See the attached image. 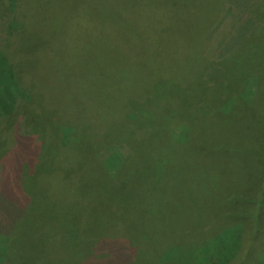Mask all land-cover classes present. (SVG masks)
Wrapping results in <instances>:
<instances>
[{
    "label": "rangeland",
    "instance_id": "rangeland-1",
    "mask_svg": "<svg viewBox=\"0 0 264 264\" xmlns=\"http://www.w3.org/2000/svg\"><path fill=\"white\" fill-rule=\"evenodd\" d=\"M16 1L0 0V9L4 14L7 10L3 17L0 15V19H14L15 9L18 11ZM112 1L53 0L51 7L47 6L41 14L37 11L34 20L25 23L28 28L26 32L37 40L50 43L58 40L67 43L69 50L71 44H74L72 49L75 52L72 58L65 57V47L60 53L63 55L62 69L65 70L64 65L69 63L75 70L68 79L71 86L61 78L64 71H61L60 76L57 68L48 71L44 81L37 82L41 97L39 103L29 106V114L31 116L34 112L42 130L49 131L53 120L61 121V124L65 119L69 121L65 123L72 127L77 125L80 132L84 128L79 123L98 119L84 111L79 112L86 109L87 105L78 108L80 104L74 102L77 94L82 99L89 96L88 103L105 101L108 110L100 112L107 115L109 111L114 112L112 110L115 106H121L129 94V101L125 104L129 112L126 111L124 118L131 111L140 115L142 119L139 120L145 123L150 140L141 139L142 133L139 132L131 136L129 142L132 145H128L125 150L130 158L123 162L122 167L127 170L136 167L138 173L140 170L139 175L142 174L140 181L147 178L142 200L154 206L156 204L161 211L153 218L158 223L157 227L151 225L149 237L138 212L131 210L133 201H122L120 197L119 206L114 204V209L120 207L123 210L121 216L122 213L115 214L106 205L109 204L104 202L107 196L102 200L104 204L84 198L91 194L89 189H85L86 180L90 187L96 184L101 189L112 188V183L103 178L106 170L105 165L101 164L84 168L81 175L78 173L83 184V188L78 191L83 192L84 197L81 193L71 194L67 195L66 201L47 202L44 198L46 195L41 193V197L36 191L33 197L28 192L25 195L18 193L19 190L25 191V181L19 183L22 179L19 174L21 172L25 175L26 170H30L29 166L36 171L32 175L33 180H41L40 174H43L42 183L40 180L35 183L39 190L47 184L46 173L49 176L51 172L54 174V171L68 168L69 164L62 157L67 149L60 150L59 145L65 133L60 127L54 128L57 157L54 158L49 150H46L45 156L39 157L37 151H40V144L37 143L29 153V156L35 155L32 160L29 159V166L23 162L25 159L22 153H25L30 140L26 137L19 140L11 159L12 165L17 168H7L5 174L2 172L1 156L10 149L9 144L15 132L12 123L17 119L16 115H9L14 104H19V97L24 99L28 95V88L20 90L15 87L14 72L4 69L3 60H0V136L10 133L8 141L0 139V264H264V202L261 201V188L264 186V73L261 75V70H264V56H246L240 52L239 55L215 62L204 73L205 76L199 82L202 88L199 90L195 89L199 86H193L190 78H185L184 81L189 82L186 85L168 84L161 88L149 86L140 93L137 76H153L163 68L164 74L170 75L174 66L170 59L183 58L187 53L189 55L192 42L201 40L200 23L206 7L194 4L193 0H137L138 3L130 7H123L122 4L128 0H123L121 4L115 0L119 6H111ZM259 2L254 3L251 10L261 24L259 28H263L256 27L248 35V40L253 44L259 40L264 41V0ZM119 10L120 17L117 18ZM232 11L236 16L240 13L236 9ZM127 13L130 16L128 20ZM73 19L76 20L72 28L73 38L60 39L56 36L59 29ZM10 22L14 24L13 20ZM2 29L4 37L7 36L6 26ZM145 31L149 32L148 40L155 45L150 53L141 50L140 46ZM9 42L2 50L10 58L9 55L16 53V47L12 38ZM97 59H100L99 63ZM108 61L109 67H114L111 74L106 79L96 80V73L100 69V76H106L104 68ZM79 71L82 74L78 75ZM111 75L113 79L110 81ZM32 76L25 78L27 83L30 82L26 86L34 84ZM187 76L185 74L184 77ZM177 78L171 81L176 82ZM245 78L249 80L247 87L253 90L251 98L254 101L244 102L233 95L235 90L232 86L245 83ZM102 82L104 85L100 84ZM42 85L43 90L39 88ZM69 90L71 93L68 94ZM237 91L246 93L248 90L242 88V91ZM164 100L169 102L168 106H165ZM64 103L67 104L65 107ZM159 105L180 125L175 133H169V138L175 135L184 138L169 153L175 161L172 168L174 173L170 175L171 183L164 192V183L160 185L157 182L167 172L163 170L166 159L162 161L159 155L163 149L159 141L163 140L164 133L155 130L157 126L161 129L160 124L164 123L160 118H165L157 116L154 111ZM8 109V114L3 112ZM8 124H11V128H8ZM134 141L137 143L135 146ZM143 144L146 149L141 148ZM98 148L101 146L98 145ZM73 156L70 157L72 162L75 160ZM53 185L59 190L62 184L53 182ZM130 192H133V188ZM82 204L100 210V214L93 217L102 220L101 223L107 220L116 223V218L123 217L125 226L122 222L117 229H108L107 234H115L110 240L126 239L129 249L125 246L126 250L121 252L107 244H99L91 235H83V230L90 226L88 223L93 219V212L86 211L90 210L89 207H83ZM71 217L75 218L76 223L80 220L78 230L82 232H74V219H68ZM69 232L79 236L71 237ZM12 235L21 238L20 244L14 247L6 244ZM152 235L157 240L151 238ZM164 235H168L170 241L167 243L168 249L163 251L162 260L138 245L141 239L153 243ZM83 237L87 238L82 240ZM69 239L76 240L74 242ZM200 255H203V259L199 258Z\"/></svg>",
    "mask_w": 264,
    "mask_h": 264
},
{
    "label": "trees",
    "instance_id": "trees-1",
    "mask_svg": "<svg viewBox=\"0 0 264 264\" xmlns=\"http://www.w3.org/2000/svg\"><path fill=\"white\" fill-rule=\"evenodd\" d=\"M18 0L16 1L18 4V11H14L16 14L14 16V19H11L14 21V24H11V20L6 21L5 18L0 19V35H2V38L0 39V60H3V68L7 70H12L14 72L13 77L16 80L15 87L19 88L20 90H26L28 92V95L23 99L21 96L19 97V104H14V108L11 110L12 113L9 116L16 115L15 121L12 123L13 132L12 134V142L11 145L9 144V150L5 155H2V163L1 166L3 168L4 174L6 172V169L8 168H17L12 165L11 159H13L12 153L15 151V147H18L19 140L23 138H28L30 141L26 145L25 153H22L24 156L23 159H25V164L29 163V159H33L32 157L35 156L34 154L29 156V153L32 151V148L35 144H40V151H37L39 153V157L45 156L47 153L46 150H49L53 157H57V144H55V139L53 138V131L54 128L60 127L63 133H65V136H63L59 142L60 150L62 148H66V153L62 156L65 158L66 163H68V168L46 173L47 177V184L45 183L43 189L39 187H36V184L40 179L33 180V174L34 170H26L25 175H23L20 172V178L19 183L24 182L25 191L19 190L18 193L20 194H26L28 192L32 194L31 197H33L36 194H33L35 191L38 192L39 196H43L42 194H45L47 202H61L66 201L67 195L71 194H79L81 193L83 196V192H79L78 190L80 188H83V184L81 181V176H79L83 173L84 168L89 169L90 167L94 165L101 164L102 166L105 165L106 175L98 176L103 177L106 180L108 179L112 183V188L108 189H101L100 187H97L96 184L94 186L90 187L89 183L87 184L86 180V190H90L91 194L89 196H83L86 199L96 200V202L99 204H104V202H109L108 207L111 208V211L115 214L122 213L123 210L121 208H116L114 204L119 206L120 203V197L122 198V201H125V199L128 201H133V208H131L132 211L138 212V216L142 219V223L144 225V229L147 232V235L150 229L151 225H155L157 227V222L153 220V218L161 212L157 205L155 206L149 202H144L142 200V190L147 187V185L144 186V183L146 182V179L143 181H140L141 175H139L138 171H136V167L131 168L130 170L123 169V162L126 161L128 158H130V154H125L126 148L132 145L131 142H129V139L131 140V136L136 135V132L142 133V138L149 139L147 127L143 121H140L141 118L140 115H137L136 113H128V116L124 118L125 113L129 112L127 111L128 106L125 105L127 101H129V94L125 96L124 101H122L121 106H115V109H113L111 112L109 111V115L107 114H101L100 111L108 110L107 103L105 101H90L91 103H88V97L82 99L80 95L78 94L75 96L74 99L75 103L80 106L78 108H83L84 104L87 105L85 107L86 109H81L79 112L84 111L87 114H91V116H97L98 120L91 119L90 121H87V123H79L80 125H83V130L80 129V132H78V126L75 125L72 127L71 124L65 123L69 122L65 119L59 122L52 121L49 125V131L46 129L40 128V125L37 123L36 117H34V112L30 116L29 114V106H34L37 103H39V99L41 97L40 92L38 91L37 82L38 81H44V78L48 71H54L52 69L57 68L58 69V76H60L61 71H64L62 75V79H65L67 82V85H70L69 83V77L72 73H75L74 68L71 67L69 63H67L65 66V70L62 68L61 64V57L63 55H60L61 49L63 47H66L67 43H60V41L53 40V43H50V41H41L37 40L35 37H33L29 32H26L28 30L27 25L25 23L34 20V18L37 16V11L41 14L43 10L48 6L51 7L53 5V0ZM121 4L123 0H118ZM194 4L196 5H203L206 7V12L204 13V18L202 16L201 18V33L202 35L200 37L201 40L197 42H192L191 49L183 58H172L170 59V62H174V66L170 70V75L164 74V68L160 70L159 74L155 73L153 76H137L138 81L140 83V93H143V90H146L151 87H159L166 85L171 86H183L186 85V82L184 79H189L190 82L192 81L193 86L197 85L199 87L195 88L199 90L202 88V84L199 83L200 80L203 79L205 76V72L207 71V68H210V66L215 65L217 61L224 60L226 57L231 55H239L241 52L242 54L246 56H256L261 55L264 56V41L259 40L255 44L251 40H248V35H250V32L254 30V28L261 25L256 18L254 17L255 12H252L251 7L258 3L260 0H193ZM256 2V3H255ZM263 2V1H262ZM259 2V3H262ZM107 1L105 4L107 5ZM138 3L137 0H128L123 4V7H130ZM151 3V2H150ZM255 3V4H254ZM119 6L117 3H115V0L112 1L113 6ZM37 5L39 6L37 10ZM104 8V7H103ZM102 8V9H103ZM233 9L238 10L240 13L239 15H234ZM242 9V10H241ZM119 12L116 14V17L119 18ZM247 11V12H246ZM82 12V11H81ZM85 11L83 10V13ZM7 13V10L5 11V14ZM82 13V14H83ZM4 11L0 9V15L3 17ZM3 15V16H2ZM256 16V15H255ZM130 18L129 14H126V19L128 20ZM152 21V20H151ZM150 21V23H151ZM195 22V18H193L192 23ZM76 20L73 19L70 21L66 26H62L59 31L57 32L56 36H59L60 39H71L73 38V26L75 25ZM117 23V22H115ZM118 24V23H117ZM6 26L8 30L7 36L4 37L2 31V27ZM263 26H261L259 29H262ZM148 34L149 32L145 31V38L140 43L141 50L148 51V53L153 52V49H155V45L152 41L148 40ZM12 38L13 43L16 47V53L11 56L10 58L8 56H5L3 53L2 48L6 47L8 44H10L9 40ZM14 38V39H13ZM246 38V39H244ZM65 44V45H64ZM72 45V47H70ZM69 45V48L64 50V53H66L65 57L72 58V55H75L73 48L74 44ZM245 49V51H244ZM70 51V52H69ZM244 52V53H243ZM63 53V54H64ZM148 55V54H147ZM7 57V58H6ZM64 57V58H65ZM227 60V59H226ZM100 62V59H97V63ZM252 62V61H251ZM248 61V63H251ZM215 63V64H214ZM237 64H240V62L237 61ZM56 66V67H55ZM217 67V66H216ZM79 68L83 69L82 66H79ZM109 67V61L106 62L104 71L106 72V76L101 75L100 71H97L96 73V80L100 78L106 79L108 75L111 73V69ZM14 69V70H13ZM80 69V70H81ZM94 68H92L93 70ZM91 70V71H92ZM53 73V72H52ZM264 73V70H261V75ZM82 74L80 71L78 72V75ZM85 74H87L85 72ZM185 74H187V77H184ZM32 76V81H35L33 85H25L30 82H26L25 78ZM131 75V74H130ZM181 75H184L183 77H180ZM213 76V74H211ZM260 75V76H261ZM211 76V77H212ZM178 77V78H177ZM215 76H213L214 78ZM24 78V79H23ZM110 81L112 78V75L109 76ZM175 78L178 79V81L173 82L171 80H175ZM25 80V81H24ZM245 83H238L236 85H233L232 88L235 90V93L233 94L234 97L243 99L244 102L248 101H254L252 97L253 90L251 88H248L247 85L249 83L248 78L243 79ZM41 81V82H42ZM104 81V80H101ZM198 81V82H197ZM104 82L100 83L102 85ZM36 84V85H35ZM108 84V82H107ZM95 85V84H94ZM71 86V85H70ZM39 88H43V85ZM242 88H246L248 91L244 93L242 91ZM240 89L241 92H238L237 90ZM43 90V89H42ZM237 91V92H236ZM35 93H38L35 94ZM71 93V90L68 91V94ZM82 93V92H81ZM136 93V92H135ZM134 93V94H135ZM139 93V94H140ZM43 94V92H42ZM83 94V93H82ZM116 95V94H115ZM43 96V95H42ZM22 99V101L20 100ZM167 98V97H165ZM70 101V99H69ZM166 101V100H164ZM125 106H124V105ZM64 107L67 104H63ZM169 102H165V106H168ZM17 106V107H16ZM127 106V108H126ZM131 107V106H130ZM129 107V108H130ZM162 106L159 105V107L155 108L154 111H156V115L165 116L161 117V122L164 124L161 125V129L157 126L156 132L158 133L160 130L163 135V140L160 139V146L162 145V153H160L161 160H165V166H163V170L167 171L164 173L162 179L160 178L159 182L160 185L163 184L164 188L163 192L168 187L169 183H171L170 175L172 172L174 173V170H172L174 158L169 155L170 152H172V149L177 147L176 143L181 144L182 138L179 135H175L171 138L169 133L173 132L175 133L179 128H177L179 125V122L170 115L169 112H166ZM246 107V106H245ZM127 111V112H126ZM4 113L8 114V110H4ZM169 113V114H168ZM152 114V113H151ZM104 115V116H103ZM153 116V114H152ZM104 117V118H103ZM154 117V116H153ZM142 119V118H141ZM7 120V119H6ZM121 120V121H119ZM119 121V123H118ZM60 124V126H59ZM88 129H87V127ZM90 126V127H89ZM8 128H11V124H8ZM12 130V131H13ZM82 131V132H81ZM87 132V133H86ZM10 133L7 135V133H4L2 136H0V139L5 138V140H9ZM94 137V138H93ZM91 138V139H90ZM174 139H177L175 142ZM89 140V141H88ZM150 140V139H149ZM6 141V142H7ZM86 142V143H84ZM101 142V143H100ZM95 143V144H94ZM7 144V143H6ZM146 144L149 145L147 142ZM98 145L101 146V148H98ZM137 145L134 141V146ZM7 146V145H6ZM179 147V146H178ZM141 148H147L142 145ZM95 152V153H94ZM136 152V147H135ZM168 152V154H167ZM94 153V154H93ZM97 153V154H96ZM71 155H74V161L71 160ZM93 155H98L97 157ZM132 156V155H131ZM38 157V158H39ZM103 158V159H102ZM31 163V162H30ZM20 166V165H19ZM18 166V167H19ZM90 166V167H89ZM24 168V165H23ZM22 168V170H23ZM172 170V171H171ZM21 171V170H19ZM78 171V172H76ZM78 175H77V174ZM41 175V180L43 179V174ZM96 177L95 179H97ZM17 178V177H16ZM15 178V180H16ZM25 178V179H24ZM24 180V181H23ZM40 182L42 183V181ZM53 182H59L61 183V187H64L61 189L59 187V190L53 185ZM17 184H19L16 181ZM36 183V184H35ZM16 184V185H17ZM90 185H92L90 183ZM68 186V187H67ZM72 188V192H71ZM78 188V189H77ZM133 188V192H130V190ZM261 201L264 202V186L261 188ZM140 190V191H139ZM107 196V199L103 202L102 200L104 197ZM27 198V197H26ZM101 199V200H100ZM20 200V199H19ZM31 200V199H30ZM85 200V199H81ZM80 200V201H81ZM100 200V202H99ZM30 202V201H29ZM114 202V203H113ZM90 204V203H89ZM89 204L84 205L85 207H89ZM135 204V205H134ZM14 206V205H13ZM83 206V207H84ZM15 207V206H14ZM86 210L89 213L93 212L92 214V220L88 223L90 226L86 227L83 232L79 231L80 229V220L76 223L75 218H68L70 220L74 219L72 221V224L74 226V229H76L74 232L80 233L82 232L83 235L88 236L91 235L94 239H97L96 241H99V244H107L108 247L117 248L116 250H120L122 252L123 249H125V246L129 249L127 244L129 243L126 239L121 240H110V237H113V232L110 234H107L108 229H117L116 227L121 224L125 226V222L123 220V217L116 218V223L113 221H106L105 223H101L99 219H97L96 215L100 214V210L91 209ZM103 209V208H102ZM84 211V210H82ZM117 216V215H116ZM123 216V213L121 214ZM50 218V216H48ZM155 219V218H154ZM22 220V219H21ZM157 220V219H156ZM75 221V222H74ZM88 222V221H87ZM159 230V229H158ZM105 231V232H103ZM14 232V231H13ZM161 235V230H159ZM17 233V232H16ZM69 232L68 234H70ZM15 234V233H14ZM71 235V234H70ZM79 236L77 234H72L71 237ZM124 236V235H122ZM149 236V235H148ZM107 237V238H105ZM150 237V236H149ZM157 237V236H156ZM9 238V237H8ZM87 238V237H86ZM86 238H82V240H85ZM127 238V236H126ZM154 240L156 239L153 235L151 236ZM21 238H16L14 235H12L6 244L11 245L14 247L16 244H20ZM71 241H74L76 239H69ZM131 240V238H130ZM157 240V239H156ZM168 241H170V237L168 235L162 236V238L159 239V241H153V243H148L147 240L141 239V244H138L139 246L144 248V251L146 250L148 252L153 253L156 257H160V260H162L161 257H163V251H166L168 249ZM75 242V241H74ZM136 244V242H135ZM161 244V245H160ZM167 245V246H166ZM123 246V247H122ZM104 250V249H103ZM108 250V249H107ZM126 250V249H125ZM12 251V250H11ZM119 252V253H121ZM162 255V256H161ZM200 259H203V255L199 257ZM92 259V257H91ZM106 261V260H105ZM105 262L99 263L104 264ZM107 263V261H106Z\"/></svg>",
    "mask_w": 264,
    "mask_h": 264
}]
</instances>
